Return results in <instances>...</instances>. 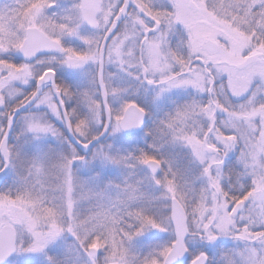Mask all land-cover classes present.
Listing matches in <instances>:
<instances>
[{
    "label": "snow or ice",
    "instance_id": "snow-or-ice-1",
    "mask_svg": "<svg viewBox=\"0 0 264 264\" xmlns=\"http://www.w3.org/2000/svg\"><path fill=\"white\" fill-rule=\"evenodd\" d=\"M164 4L170 10H156L152 0H73L66 12L48 15L55 0H28L12 15L0 12V21L17 25L11 44H0V52L11 48L26 61L42 52L59 54L36 60L44 65L42 70L31 63L16 65L0 59V107L22 97L3 113L7 126L0 127V171L13 165L18 155L9 145V130L14 115L25 105L45 108L85 149L105 134L139 128L146 114L142 107L131 100H124L116 110L110 104V98H120L126 89L113 85L109 66L151 87L156 100L179 88L208 97L206 102L193 100L166 113L156 129L188 150L200 169L199 189L186 180L180 184L178 173L166 160L144 151L121 156L101 146L88 160L71 144L54 157L49 155L51 150L38 152L27 162L19 188L0 193V264H33L35 258H43L45 264H176L189 250V237L243 242L245 247L235 258H222L224 264H264V0L227 6L221 0L211 9L207 0H161ZM232 8L243 11L244 17L234 15ZM217 12L231 15L232 20L219 19ZM241 19L246 31H240L238 23L231 27ZM175 25L186 33V55L169 46ZM85 26L93 30L92 35L81 34ZM65 37L77 38L84 48L65 47ZM56 65L78 73L86 86L74 93L57 83ZM33 80L35 89L27 95L14 87ZM258 93L262 94L259 100ZM229 95H247V99L233 106ZM73 98L84 109L82 116L76 115V109H66V100ZM218 112L224 114L219 122ZM23 120L22 135L34 140L50 136L67 143L45 114ZM93 128L98 130L95 134ZM237 148L243 171L236 180L239 183L243 177L248 182L232 193L224 188L222 167L225 157ZM94 161L126 168L144 166V180L159 195L142 192V180L125 181L120 189L111 184L101 188L95 183L98 176L91 181L80 179L74 166ZM113 187L119 190L115 198ZM152 200L165 201V211L156 213L144 206ZM84 201L89 202L87 215L80 212ZM149 230L173 238L141 258L131 252L130 245ZM65 234L74 241L65 259L49 255ZM190 264H208V257L200 253Z\"/></svg>",
    "mask_w": 264,
    "mask_h": 264
},
{
    "label": "rangeland",
    "instance_id": "rangeland-1",
    "mask_svg": "<svg viewBox=\"0 0 264 264\" xmlns=\"http://www.w3.org/2000/svg\"><path fill=\"white\" fill-rule=\"evenodd\" d=\"M221 0H207V4L209 6V9H211L214 5L218 6L220 4ZM246 0H223V3L225 6H227L229 3H239L243 4L245 3ZM28 0H0V12L7 13L8 15L13 14V10L18 9L20 4H27ZM61 3L65 5V12L67 9H69L73 3V0H61ZM152 3L155 7L156 10L160 11H168L170 10V6L164 4L163 6L161 5V0H152ZM55 4L57 5L56 7L58 8L57 0H55ZM60 8H58L59 10ZM253 11H256L253 9ZM49 13L48 15H51V11L48 10ZM231 12L234 15H237L238 17H244V12L240 11L237 13L235 8L231 9ZM21 16L23 14H20ZM216 16L219 19H223L224 21H231L232 16L231 15H224L222 12H217ZM239 24V30L240 31H246V24L244 20H238L235 21L231 24V27H235L236 24ZM252 24H255V20L252 21ZM223 26V25H222ZM16 23L15 22H10L7 24H4V22L0 21V44L3 43H8L9 45L12 42V35L11 33H14L16 31ZM179 29L180 33L186 37V33L183 30L182 26L180 25H175L172 29L173 31H176ZM259 31V29H257ZM81 34L82 35H92L91 32L85 30L84 28L81 29ZM235 35V33H234ZM75 38V37H74ZM66 40L65 47H72L77 50H80L76 47L70 46L69 41H73V37H65ZM77 39V38H76ZM254 43H258V41L255 40V37L252 38ZM78 40V39H77ZM80 41V40H79ZM81 42V41H80ZM223 43V41H221ZM18 52L15 50H12L10 48V51L8 53L0 52V59L5 60L6 62L13 63L11 60L15 59L17 60V64L19 65L22 62H20L19 59H17ZM48 58H41L38 60H46ZM15 64V63H13ZM35 68L37 70H42V67L44 65H38L33 63ZM66 69V68H65ZM67 73H72V76H70L68 79H66L65 76V86L69 87L71 91L77 92L83 87L86 86V81L83 77H81L78 73L73 72L72 70L66 69ZM31 85V81L29 82L28 85H20L16 84L14 85L15 88L19 89L22 93L25 88L29 87ZM113 85H118L119 87L126 89V92L123 93V95L118 98L113 100L110 98V104L113 107L114 110L118 109L120 106V103L123 102L124 100H131L135 102L136 104L141 103V99L137 98V94L135 91L136 85L138 86L139 84L137 83H127L121 80H116ZM141 85V84H140ZM256 86L254 85L253 88ZM133 92V93H132ZM175 92L178 94H184L186 95V88H179V89H173L170 92L164 94L159 100H156L155 93L152 90L151 91V96L150 98H144L142 99L143 102L149 101L152 105L148 107L147 104V109L150 112L148 116V122H146V127L145 130L148 127V130H144L141 134L131 136L128 138H124L120 133H117L114 136L108 135L107 139L103 141L102 143L98 144L95 146V148L89 153V155L84 156L86 160L90 159L91 154L94 150H98L101 146L105 147L106 151H110L111 154L113 155H128L132 154L133 156L135 153L138 152L139 148L144 145L145 141L150 140L152 137V140H150V145L153 147H148L147 153L151 155H157L158 157L163 158L168 162V164L172 167L174 171H176L179 175L178 177V182L180 184H183L186 181L190 182L194 188L199 189L201 187V180L198 179L199 177V166L194 165L191 161V156H187V149L181 146L178 143H171L170 138L164 137L159 135V133L156 131L153 136L151 135L152 132L150 129L154 127L155 124H159V121L164 118L166 113H170L175 110L176 107L181 106L184 103V99L182 96V102H179L181 105H178V101L174 99L175 98ZM132 93V94H131ZM250 94V93H249ZM260 93L257 94L256 99L259 100L261 99ZM247 96V95H246ZM149 97V96H147ZM21 96H16L13 97L11 100L6 102V108L14 105L19 99H21ZM201 96L197 95L196 92H193L192 98L190 102L193 100H199L202 102L200 99ZM66 100V105L68 107H72L73 109H76V113H78V105L76 99L74 100ZM179 99V98H177ZM247 97L244 99L246 100ZM75 102V103H74ZM186 102V101H185ZM150 108H152L150 110ZM71 110V111H72ZM6 111L0 110V127H6V116L3 115V113ZM45 114V119H47L49 122H51L57 129L60 130L62 133V136L64 140L67 141L66 136H65V131H64V125L61 121L56 120L55 117L51 115V113H48L47 110L43 107L41 108H35L34 106L28 110L26 113L22 114L18 120H17V126L16 130L13 134L12 142L11 145L14 153H17V157H20V160L18 161V165L16 166L15 160L13 161V167L10 169L7 175H5V181L3 185L0 187V189H3L7 186L8 181L10 182V178H17L15 181H12V185L10 186L9 190L7 191L6 189L4 192H9V191H16L17 188L20 186V180L21 178L26 175V167H27V162L35 156L38 152L43 153V152H49V155L52 157L55 156L56 153L61 152V151H67V146H68V141L67 143H62L61 141L53 138V137H43L39 140H34L29 134H23L22 131L24 128V120L23 117L29 116V115H36L39 116L41 114ZM81 113V114H80ZM77 116H82L84 113V109L80 111ZM155 117H154V116ZM153 119H155L153 121ZM157 126L154 127L155 130L157 129ZM98 130L96 128L92 129V134H95ZM151 135V136H150ZM111 145L110 149H107V146ZM158 150V151H157ZM143 151V150H142ZM80 155V153L78 152ZM229 155H231L229 153ZM25 157V159H24ZM189 157V160H188ZM21 164V165H20ZM24 164V167H23ZM190 165L189 168L187 166ZM239 168V172L243 171V168L239 163L237 162V167ZM1 167V166H0ZM77 169V176L82 179V180H89L91 181V178L93 177H99L98 181L95 183H98L100 187L102 188L105 185L111 184V185H119L120 189H123L125 187V181H127L130 184H135L136 181L142 180L144 181L143 184L140 186L141 188H144V193L148 196H158L159 195V190H154V186L149 183V181L144 180V177L146 176V173L143 170V166L140 165L139 169L137 170L136 168H126L123 165H101L99 162L94 161L91 164H86V165H80L77 164L74 166ZM167 169V165H165V170ZM137 170V171H136ZM19 172V174H16V172ZM222 171L224 174V180H223V185L225 190H228L232 193H235L239 187L240 184H247V179L246 178H241L239 183L236 181V184L234 187L229 186V169H225V166L223 165ZM135 172V173H133ZM3 182V181H2ZM0 182V184L2 183ZM2 193V191L0 190ZM119 194V190L116 187H113L111 189V196L115 198ZM165 201H145L144 206L149 208L150 211L156 212V213H162L165 211L163 209V205L165 204ZM89 210V202L84 201L81 205L80 212L82 215H87ZM151 232V230H149ZM222 245H219L217 247L213 248V255L211 259V264H224V260L222 258L226 256H233L236 252H239L243 250L245 247L243 242L233 240L229 237H220L219 238ZM168 238H159L155 240L152 243H144L143 241L139 240L138 237L134 238L133 241L131 242L130 248L131 252L139 255L141 258L144 255H147L150 251H153L157 249L159 246L165 245L168 243ZM74 244V241H68L67 234H65V239L63 241H60L57 243L56 247L52 250H50V253L52 256H56L59 259V255H61V252H65V254L68 252V249ZM196 244V240L193 238L190 241V245L194 247ZM195 254V253H194ZM45 262V261H44Z\"/></svg>",
    "mask_w": 264,
    "mask_h": 264
},
{
    "label": "flooded vegetation",
    "instance_id": "flooded-vegetation-1",
    "mask_svg": "<svg viewBox=\"0 0 264 264\" xmlns=\"http://www.w3.org/2000/svg\"><path fill=\"white\" fill-rule=\"evenodd\" d=\"M57 3H59L58 5V8H60L58 10V8L56 7L57 5L55 4V6L52 8V9H49V11H51V14L55 13L57 15H60L62 13L65 12V5L61 3V0H57ZM150 23V22H149ZM85 30L91 32L93 34V30H91L90 28H87L86 26L83 27ZM186 41V37L184 35H182L179 31V29H177L176 31H171L169 33V37H168V43H169V46L172 50L176 51L178 54L180 55H186V52H187V49L186 47L184 46V42ZM66 40L63 39L62 43L63 45L65 46V43ZM70 42V46H73V47H76L80 50H82L84 48V45L79 41L77 40L76 38L73 37V41H69ZM52 55H59L58 53H55V54H44L42 56H40V59L41 58H49L50 56ZM18 59V58H17ZM32 64V63H31ZM56 68V81L57 83L59 84H63L64 85V78H65V73H64V67L62 66H59V65H56L55 66ZM107 71L109 73H114V78H113V81L112 83H114L116 80H121V81H124V82H127V83H137L139 84L138 86L136 85L135 87V91H136V94H137V98L138 99H141V103L139 101V103L137 104L139 107H142L144 110H145V122H144V126L146 127V122H148V116H149V111L147 109V104H148V107H150L152 104L149 102V101H145L143 102L142 99L144 98H150L152 97L151 96V91L153 90L151 87L147 86V85H140V83L128 76H125L124 74L122 73H119L116 69L112 68L111 66L108 67ZM221 83H223V78L221 79H218L216 81V87L219 88V86L221 85ZM256 86V85H255ZM35 89V83L34 85H29V87L26 88L27 91H32ZM193 92L194 90H192L191 88H186V95L184 94H178L177 92H175V98L176 100H179L178 101V105H181L179 102H182V96H185L183 97V99L186 101H184V103H190V100L192 98V95H193ZM133 93V92H132ZM131 93V94H132ZM197 95H200L201 96V100L202 102H206L208 97H207V94H198L196 93ZM149 96V97H147ZM247 96H244V97H240V98H234V97H231L230 95L228 96V102L233 105V106H236L240 103H243ZM179 98V99H177ZM222 102H223V98H221ZM152 108H150L151 110ZM154 116V115H153ZM155 117V116H154ZM224 118V114L223 113H217V121L219 122V120L223 119ZM155 119H153L154 121ZM157 124L154 125V127H156ZM144 127V129H145ZM152 128L150 129L151 132L153 133L155 131V128ZM148 130V127L147 129ZM12 141H9V145L11 144ZM145 143H150L149 140L145 141ZM231 155H228L225 157V163H224V166H225V169H229V185H232V186H235L236 184V174L239 172V166L237 167V162H238V155H239V148H237L235 151L231 152L230 153ZM135 156V155H134ZM187 156H189V152L187 151ZM188 160H189V157H188ZM131 163H134L131 162ZM140 165H136L134 167V169L136 168L137 170L139 169ZM136 170V171H137ZM143 170H144V167H143ZM147 175V172L144 171ZM135 173V172H133ZM16 174H19L18 172H16ZM6 175V174H5ZM5 175L0 178V182H2L0 184V187L3 185L4 183V177ZM17 178H10V182L8 181L7 183V186H11L12 185V181H15ZM150 183V182H149ZM151 184V183H150ZM155 188V187H154ZM4 189V188H3ZM3 189H0V190H3ZM154 190H158V189H154ZM141 191L144 192V188L142 187L141 188ZM68 237V241H73L72 237L70 235H67ZM139 240L143 241L144 243H152L154 242L155 240L159 239V238H168V242L173 238L169 233H155L154 230H151V232L147 231L145 232L142 236L138 237ZM65 239V236L62 240L60 241H63ZM193 238L189 237L186 241V246L188 247V252H187V258L186 260L182 263V264H190V260L195 256V255H198L200 253H204L207 257H208V264H211V259H212V255H213V248L214 247H217L219 245H222L220 239L218 242L214 243V242H207V241H201L198 237L194 238L196 240V244L194 247H192L190 245V241L192 240ZM59 241V242H60ZM195 253V254H194ZM49 255H51L50 251H49ZM59 259L63 260L65 259V252H61V255H59ZM33 264H45L43 258H35L34 261H33Z\"/></svg>",
    "mask_w": 264,
    "mask_h": 264
},
{
    "label": "water",
    "instance_id": "water-1",
    "mask_svg": "<svg viewBox=\"0 0 264 264\" xmlns=\"http://www.w3.org/2000/svg\"><path fill=\"white\" fill-rule=\"evenodd\" d=\"M42 53H43V52H42ZM39 54H41V53H38L37 55H39ZM20 56H21L22 59L25 60V58L23 57V55H22L21 53H20ZM35 58H36V57H35ZM35 58H33L32 60H34ZM32 60H27V61H32ZM30 105H31V104H30ZM30 105H25L24 107L20 108V109L16 112V114L14 115V119H13L12 127H11V129L9 130V136H10V134H11V131H12V128H13V125H14V122H15V119H16L17 115H18L21 111L27 109ZM142 124H143V123H142ZM142 124H141V126H140L139 128H132V129H128V130H126V131H122V132H123L125 135H127V134H131V133H137V132H139V131L142 129ZM66 132H67L68 139H69L72 143H74L78 148H80V149L82 150L83 153H87L88 150H89L94 144H96L97 142L101 141V140L107 135V134H105V135H103V136H100V138H99L97 141H93V143H92L91 145H89V148L85 149V148H83L80 144H77V143H76L75 139H74V138L72 137V135L68 132V129H67V128H66ZM7 170H8V168H7V169H3L2 171H0V176H1L2 174H4ZM154 232H155V233H159V232H157L156 230H154ZM217 240H218V239H217ZM217 240L214 241V242H217ZM186 258H187V253H186L183 257L179 258V260L176 262V264H182V263L186 260Z\"/></svg>",
    "mask_w": 264,
    "mask_h": 264
},
{
    "label": "trees",
    "instance_id": "trees-1",
    "mask_svg": "<svg viewBox=\"0 0 264 264\" xmlns=\"http://www.w3.org/2000/svg\"><path fill=\"white\" fill-rule=\"evenodd\" d=\"M75 100V99H74ZM75 103V102H74ZM78 108V110L81 108V107H77ZM67 109L69 110V111H71L72 110V107L70 106V107H68V105H67ZM77 111V110H76ZM80 111H81V109L78 111V113H76V115L77 114H79L80 113Z\"/></svg>",
    "mask_w": 264,
    "mask_h": 264
}]
</instances>
